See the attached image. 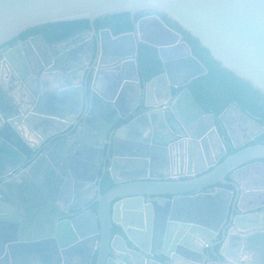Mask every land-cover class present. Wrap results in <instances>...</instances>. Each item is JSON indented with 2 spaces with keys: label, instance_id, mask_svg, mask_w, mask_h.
I'll return each mask as SVG.
<instances>
[{
  "label": "water",
  "instance_id": "95a60500",
  "mask_svg": "<svg viewBox=\"0 0 264 264\" xmlns=\"http://www.w3.org/2000/svg\"><path fill=\"white\" fill-rule=\"evenodd\" d=\"M143 11L166 15L264 95V0H0V116L34 153L15 178L0 163V264H264V143L245 147L264 126L231 104L217 117L219 132L188 88L208 73L191 53L168 59L155 45L164 71L142 88L136 52L123 41L136 40L135 31L116 36L94 23ZM81 19L90 21L89 38L70 50L52 49L42 35L18 40L37 26ZM38 61L58 66L67 84L84 70L83 85L57 99L44 91L53 80L35 71ZM156 85L163 86L152 92ZM76 98L83 115L66 132ZM134 99L138 116L123 125ZM231 109L246 122L241 144L230 137ZM132 124L139 131L123 136ZM70 137L83 143L66 147ZM227 147L237 151L226 156ZM216 190L232 204L227 214L219 197L212 228L194 218L197 198ZM185 197L194 208H180ZM229 241L241 249L236 257L225 253Z\"/></svg>",
  "mask_w": 264,
  "mask_h": 264
},
{
  "label": "trees",
  "instance_id": "16d2710c",
  "mask_svg": "<svg viewBox=\"0 0 264 264\" xmlns=\"http://www.w3.org/2000/svg\"><path fill=\"white\" fill-rule=\"evenodd\" d=\"M151 11L139 12L135 19L130 13L106 15L96 19L97 31L108 29L114 35H122L136 30L137 22ZM167 25L182 33L191 47L192 53L207 68L208 73L192 81L188 88L206 113L220 116L231 104H236L242 111L256 117L264 126V95L254 89L248 82L236 76L233 72L223 68L214 60L210 52L204 48L198 39L183 32L182 28L166 15H161ZM91 26L87 19L48 23L37 26L22 34L24 39L43 34L49 43L64 42L76 36L89 32ZM138 70L143 82H149L160 75L163 62L156 46L141 42L138 45ZM6 129H10L9 126ZM4 135V134H3ZM8 139L11 133L6 135ZM264 143V134L251 144ZM233 152V151H231Z\"/></svg>",
  "mask_w": 264,
  "mask_h": 264
},
{
  "label": "flooded vegetation",
  "instance_id": "af4514ba",
  "mask_svg": "<svg viewBox=\"0 0 264 264\" xmlns=\"http://www.w3.org/2000/svg\"><path fill=\"white\" fill-rule=\"evenodd\" d=\"M139 22H141V24H140V27H139V31H140V33H141V37L145 40V43H148V44H150V45H153L154 44V46L155 45H157L156 43L157 42H159L158 40V38H163V37H165V38H170V39H172V38H174V36L176 35V34H174V33H172V32H175V33H177V34H179V32L177 31V30H175V28H172L171 26H169V25H167L166 24V22L164 21V19L162 18V16L161 15H159V14H155V13H153L152 12V14H150V15H148V16H145V17H142L140 20H139ZM104 30H108V29H103V30H100V31H104ZM27 32V31H26ZM25 32V33H26ZM137 32H138V29H137V26H136V30H135V34L137 35L136 36V40L135 39H133L131 36H128V37H126V38H124L123 39V41L127 44V46H128V49L129 50H131V51H133V52H131V53H135L136 52V54H135V56H136V63H137V69H138V62H137V55H138V45H139V43H141L142 41H140V38L138 37V35H139V32H138V34H137ZM131 33V32H130ZM24 34V33H23ZM86 34H88V32L87 33H85V34H83L82 36H76V37H73V38H71V39H69V40H67L68 42L69 41H73V43L74 42H76V40L80 37V38H82V37H84ZM127 34V33H126ZM40 35H42L43 37H44V35L43 34H40ZM40 35H35V36H31V37H36V36H40ZM123 35V34H122ZM31 37H29V38H31ZM176 38L178 37L177 35L175 36ZM29 38H27V39H29ZM45 38V37H44ZM79 38V39H80ZM27 39H24L23 37H22V35L20 36V38L18 39L19 41H24V40H27ZM169 39V40H170ZM46 40V39H45ZM84 40H86V39H84ZM166 40H168V39H166ZM83 40H81V41H79V42H82ZM48 43V45L52 48V49H55V50H57V48L58 47H60V46H62V42H55V43H49V42H47ZM9 45H12V42L11 43H9ZM76 45V44H75ZM74 45V46H75ZM134 55V54H133ZM174 56H177V55H174ZM47 58L48 57H46L45 56V58H44V60L45 61H47ZM37 66H38V68L36 69V68H34L35 69V71H37L38 73H42V71H44V73H43V75H44V79H47V78H50V79H52L53 80V84H54V79H53V77H54V75H56V74H58V73H60V74H62V72L61 71H59L58 69H59V67L58 66H55L54 64H51V65H48V67H45V65H44V62L43 61H38V63H37ZM74 68V67H73ZM47 70H49L50 72L49 73H46L47 72ZM132 70V69H131ZM34 71V70H33ZM34 71V73H33V75H35L34 77L35 78H37V72H35ZM164 71V70H163ZM23 72L25 73V69L23 68ZM83 72H84V70H83ZM163 73V72H162ZM138 74H139V70H138ZM131 76L135 79L136 78V73L134 72V70H132L131 71ZM139 77H140V74H139ZM150 82V81H149ZM139 83H140V85H141V87L143 88L144 87V85H145V83L146 82H143L142 81V79H141V77H140V81H139ZM148 83V82H147ZM53 84H52V86L50 87V88H48V89H46V87L44 88V91H47V90H49V91H51V92H56V94H58L59 96V98H57V99H61V97L63 98V99H65L66 101H68V97H69V95L73 92L74 93V88H76V89H78L79 88V86H77V85H72V86H68V87H66V86H63V87H61V88H58V89H56V88H54V86H53ZM83 84H80V86H82ZM91 86H92V84L90 83L89 84V87H88V93H89V96L91 95ZM183 90V88L182 89H180V90H174V94H177V91H182ZM76 92H77V90H76ZM73 96V95H72ZM96 96V95H95ZM75 103L79 106V108L77 109V107H76V105L74 104V106H73V111L72 112H74L73 114H71L70 112L68 113V115H65L66 117L65 118H67V119H71V120H77L78 121V119H80L81 117H82V115H83V110H82V112L80 113V110H81V108L82 107H84V103L82 102V100H79V99H77L76 98V100H75ZM132 106H135V108H134V114H135V116L137 115L138 116V112H139V106H138V100H134L133 101V103H132ZM23 107L24 108H26V105H23ZM130 109V108H129ZM128 109V110H129ZM124 114H127L128 112L127 111H122ZM207 114H212V113H207ZM63 116V115H62ZM252 116V115H251ZM217 117H219V116H215V123H216V128H217V130L219 131V132H221V130H223V124H222V122H220V120H218V118ZM226 120H227V125H228V129H229V131H230V137H232L234 140H235V143L236 144H241L242 142H243V140H244V133H242V131H241V128L243 127L242 126V124H245L246 125V122L245 123H242L241 121H240V117H239V114L236 112V111H234V110H229L228 111V113L226 114ZM253 117V116H252ZM2 118V117H1ZM106 118L107 119H109V120H111V118L112 117H107L106 116ZM253 118H255L257 121H258V119L256 118V117H253ZM56 121H55V125H56V127L60 124L59 123V121H60V119L58 118V117H55L54 118ZM76 120L74 121V123H72V125H71V127H69L68 129H67V131L66 132H68V131H71L72 130V126L74 125V124H76ZM259 122V121H258ZM260 123V122H259ZM60 126V125H59ZM251 126V129L252 130H258V129H255L252 125H250ZM59 130L61 129L60 127H57ZM82 130H85L84 129V127L82 128ZM73 134V132H70V136ZM0 140H1V138H3V139H5L4 137H3V134H1L0 133ZM87 135H84V136H82L81 137V139L83 140H87ZM261 137V136H260ZM259 137V138H260ZM59 139V138H58ZM58 139L57 140H55V142L56 141H58ZM6 141H8L7 139H5ZM227 140L230 142V138H229V136H227ZM256 140H258V138L256 139ZM256 140H254V141H256ZM254 141H252V142H250V143H248L247 145H245V147H247V146H250V145H255V144H251V143H253ZM83 142L80 140V139H77V138H74V137H70L69 138V144L68 143H66V147L68 146V145H70L71 147H73V146H76V147H80V144H82ZM258 144V143H257ZM263 144V143H262ZM18 151H19V154H20V151H21V149H18ZM23 151V150H22ZM231 151H233V152H231ZM237 151V149H234V148H232V147H227V155L226 156H228V155H230V154H232V153H234V152H236ZM25 152V151H24ZM26 153V152H25ZM34 153L32 152V153H28V158H26V159H22V157H15V156H13V155H10V154H7L6 152H2V149H0V163L2 164V165H4V168H3V170H2V174H7L9 177H12V178H15L16 176H18L21 172H24L28 167H29V165H30V158H31V156L33 155ZM21 156V155H20ZM103 167V166H102ZM102 167H101V170H102ZM17 172H18V174H17ZM102 175V171H100L99 172V176H101Z\"/></svg>",
  "mask_w": 264,
  "mask_h": 264
},
{
  "label": "crops",
  "instance_id": "0c3cea01",
  "mask_svg": "<svg viewBox=\"0 0 264 264\" xmlns=\"http://www.w3.org/2000/svg\"><path fill=\"white\" fill-rule=\"evenodd\" d=\"M174 34H176L178 37L176 38L174 36V38L170 39V38H158L159 42H157L156 44L159 45V46H164V54L166 55V57L168 59L170 58H173L174 55H190V53L193 55L192 53V50H191V47L188 45L187 41L184 39V38H181L180 34H177L175 32H172ZM80 38V37H79ZM77 39L76 42L73 43V41H64L62 42V46L64 47V50H70L74 47L75 44H78L80 43L79 41L81 40H84V39H88L89 38V35L86 34L84 37L80 38V39ZM168 39V40H166ZM170 39V40H169ZM186 42V43H184ZM174 46L176 47H179L178 49H171L172 47V44H174ZM154 46V45H153ZM175 47V48H176ZM157 48V47H156ZM158 51L160 50L159 48H157ZM159 56H160V53H159ZM161 58V56H160ZM162 60V59H161ZM74 67L77 68L80 63L78 62H75L74 64ZM83 70H81L79 72V76L80 78H77L75 81H73L72 83L69 82L68 84L65 82V79L63 78L64 74H56L54 75L53 79H54V88L58 89V88H61L63 86H72V85H77V86H80V84H82V75H83ZM163 85H156L154 86L151 91H156L158 89H161ZM98 88L100 90H102L101 86L99 85ZM15 95L17 94L15 91L13 92ZM164 94H166V92H163ZM70 96V95H69ZM154 98L157 100L156 98V93L153 94ZM18 98V97H17ZM19 99V98H18ZM20 100V99H19ZM135 100V99H134ZM77 109L79 108V106L75 103ZM130 107H124L123 109L125 111H127L128 113L127 114H124L125 116H128L126 119H122V124L123 125H127L128 123H130L131 121H133L136 116L134 114V111L130 108ZM129 109V110H128ZM73 110L70 111L71 114H73L74 112H72ZM3 120L1 119V116H0V133L1 134H4L3 137L5 139H7L8 141H6L5 139L1 138L0 140V149H2V152H6L7 154H10V155H13L15 157H21L20 154H19V151L18 149H21V151H26L27 153H32L31 151V148L22 140V138L17 135L13 129L8 125L6 124L5 126H3ZM9 126L10 129H6V127ZM139 131L138 127L136 124H132V125H129V127L127 128H124L123 130V133L122 135L125 136V137H129L131 138L133 135H134V132H137ZM8 132L11 133V137L8 139V137L6 138L5 134L7 135ZM1 137V136H0ZM31 139V138H30ZM257 169V168H255ZM261 170H264V166H262L261 168H259ZM220 196H224L223 198L227 201V203L225 202L224 204L226 205V209L227 210H223V211H226L227 214H229L230 210H231V204H232V196H229L228 194L226 195H223V194H220L218 192V190H216L215 192H207L206 194L202 195L201 198L198 197L197 198V208H198V213L199 214L197 217L194 218V220L196 219L198 222H200L202 225H207L209 227H212V228H217V225H215L214 223V218L212 217V212H210L211 209L213 210H220L218 207V204L216 203V201L219 199ZM180 205V208L181 207H187L188 209H191V208H194L195 207V203L194 201L189 198V197H185V198H182L180 200V202L178 203ZM206 207V208H204ZM217 215L220 216V212H217ZM233 242L232 241H229L228 243H226V248H225V253L232 257H236L237 254L239 252H241V249L239 251H237V249L235 247H233ZM221 246H218V249H220Z\"/></svg>",
  "mask_w": 264,
  "mask_h": 264
}]
</instances>
